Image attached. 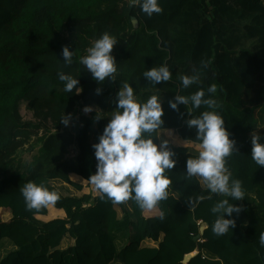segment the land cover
I'll use <instances>...</instances> for the list:
<instances>
[{
  "label": "trees",
  "instance_id": "1",
  "mask_svg": "<svg viewBox=\"0 0 264 264\" xmlns=\"http://www.w3.org/2000/svg\"><path fill=\"white\" fill-rule=\"evenodd\" d=\"M158 3L163 11L148 16L131 0H0V213L4 209L11 214L8 221L0 217V247L2 238L16 246L0 264H264L259 242L264 232V166L251 157L256 110L264 109V4ZM247 18L243 28L236 23ZM105 32L117 40L112 49L117 73L115 81L98 83L79 58ZM65 45L74 50L70 65L63 60ZM161 65L169 67L170 80L153 84L143 77L148 68ZM194 69L199 82L182 88L180 76ZM61 71L79 77V93L64 90ZM125 83L133 85L140 100L161 97L164 125L153 136L157 143L168 140L177 160L167 170L172 181L168 198L153 209L131 199L130 213L125 201L113 202L88 179L97 164L92 145L108 122L104 114L116 111V92ZM212 84L216 92L208 93ZM201 88L216 100L215 110L236 140L238 151L226 158L227 167L245 193L240 200L229 198L241 211L232 214L235 228L220 236L212 231L216 216L211 207L224 197L185 172L186 160L198 155L201 143L195 128L186 124L191 105L181 104L177 111L168 104L176 94L190 95ZM21 101L27 103L31 120L23 119ZM77 104L96 107L103 118L94 119V110L91 116L80 115L75 130L68 129L60 120ZM204 110L212 109L202 105L191 115ZM258 133L264 134V127ZM34 149L31 161L22 164L21 153ZM55 180L78 194H62L53 186ZM30 181L43 182L58 191L60 199L28 209L20 189ZM117 208L123 216L118 217ZM201 225L205 229L194 239ZM123 232L127 242L117 250L115 238ZM65 234L75 242L59 249ZM146 238L158 245L143 246ZM195 248L198 253L182 263Z\"/></svg>",
  "mask_w": 264,
  "mask_h": 264
},
{
  "label": "clouds",
  "instance_id": "2",
  "mask_svg": "<svg viewBox=\"0 0 264 264\" xmlns=\"http://www.w3.org/2000/svg\"><path fill=\"white\" fill-rule=\"evenodd\" d=\"M131 5H139L142 12L151 16L163 11L158 0H131ZM116 38L108 32L95 40L87 49V54L79 58V63L92 74L98 83L106 79L116 80V57L112 53ZM65 64H72L74 50L65 45L62 49ZM59 80L64 82V90L76 93L82 90L79 77L60 72ZM143 77L153 84L166 82L172 73L167 65L151 67L143 72ZM200 79L199 71L180 76L181 87L189 88ZM101 89L98 87L96 93ZM208 93H215L214 84L207 88ZM116 111H114L100 134L98 141L92 145L96 157V171L88 178L101 193L113 202L134 200L141 208L153 209L161 200L168 198V186L172 183L167 170L175 167L177 160L175 152L169 147L166 139L156 142L153 133L164 125V108L161 97L153 94L146 101L140 100L134 93L131 83H125L116 92ZM169 107L179 111V105H191L187 110L189 118L186 124L195 128V137L199 140L200 150L197 156L186 160V176L200 177L211 193L224 198L218 200L211 212L216 218L212 223V231L217 236L223 235L236 226L232 216L240 213L241 208L230 202L244 198L245 193L241 181L231 178L232 173L227 167V157L238 151L236 140L230 138L225 127L224 117L215 110L216 100L206 96L203 88L190 95L176 94L168 101ZM202 105L208 106L198 116H192L194 109ZM92 105H85L84 113L93 112ZM95 109L94 119L103 118ZM65 126L71 121V114H65L61 120ZM251 157L259 166H264V134H251ZM26 207L40 209L54 204L60 199L56 190H49L43 183L28 182L21 189ZM103 198V197H102ZM160 218L163 219L161 212ZM259 242L264 246V232L260 234Z\"/></svg>",
  "mask_w": 264,
  "mask_h": 264
},
{
  "label": "rangeland",
  "instance_id": "3",
  "mask_svg": "<svg viewBox=\"0 0 264 264\" xmlns=\"http://www.w3.org/2000/svg\"><path fill=\"white\" fill-rule=\"evenodd\" d=\"M262 2L264 4V0H262ZM236 20H237L236 23L239 24L242 28H243V25L245 23H248V18L244 19V20H242V19L240 20L239 19V21H238V19H236ZM249 46L251 47L252 45L250 44ZM263 107H264V104H263ZM83 108H84V106L82 104H77V107L71 113V121H70L69 125L66 126L68 129L75 130L77 124L79 123L80 115L84 114L86 116H91V113H84L83 112ZM93 108H94V110L97 109L94 106H93ZM19 109H20V113H21V115H22L24 120H31L32 119V113L27 108V103L25 101H21L20 102ZM113 112H114V110H111V111H108L107 113L104 114L105 119L107 121H109V119H110V117H111ZM256 117H257L258 123L256 124L255 130L251 134H256V133L260 132L261 129L264 127V109L263 108H258L256 110ZM94 125H96V124H94ZM36 150L37 149H34L33 151H23L21 153V156H20V159L23 162L22 164L30 162L31 159H32V155L36 152ZM52 184H53V186L56 187L57 190H60V192H62V193H69V192H76L77 193V191H75L71 186L62 185L57 180L53 181ZM125 204H126L125 205L126 209H128V212L130 213L131 210H132L131 209V199L126 200ZM117 210H118V217L123 216V213L120 211V209L117 208ZM51 211H53V208H51Z\"/></svg>",
  "mask_w": 264,
  "mask_h": 264
},
{
  "label": "crops",
  "instance_id": "4",
  "mask_svg": "<svg viewBox=\"0 0 264 264\" xmlns=\"http://www.w3.org/2000/svg\"><path fill=\"white\" fill-rule=\"evenodd\" d=\"M59 183H61L62 185H66L60 181H59ZM62 194H65V195L75 194L76 195V192H69V193H62ZM0 217L3 221H8L11 218V214L7 210L3 209L2 212L0 213ZM161 238H162V234L160 235L159 240ZM74 242H75V240L72 236H70L69 234H65L63 236L62 240L60 241L58 248L59 249H65L68 246L73 245ZM126 242H127V235L125 234V232L117 233L116 238H115V246H116L117 250H119ZM141 244L143 246L156 247L158 245V241L152 240L150 238H146L141 242ZM15 247L16 246L14 244H12L11 242H9L6 238H2L1 239V247H0V258H2L6 254L7 251L14 249ZM203 253L206 256L213 257L211 254L206 252V250H204ZM109 264H120V263L117 260H112Z\"/></svg>",
  "mask_w": 264,
  "mask_h": 264
},
{
  "label": "water",
  "instance_id": "5",
  "mask_svg": "<svg viewBox=\"0 0 264 264\" xmlns=\"http://www.w3.org/2000/svg\"><path fill=\"white\" fill-rule=\"evenodd\" d=\"M132 20H133L134 23H136V19H135L134 17L132 18ZM204 229H205V226H204V225H201L200 228H199V234L195 235V236H194V239H198V238L200 237V235L203 233ZM197 253H198V248H195L194 253L185 254V255L183 256V258H182V263H186V262H188V260H189L192 256L196 255Z\"/></svg>",
  "mask_w": 264,
  "mask_h": 264
}]
</instances>
